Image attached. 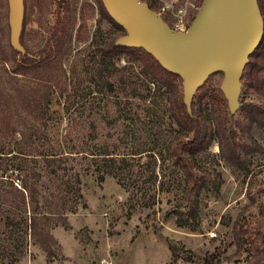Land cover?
Returning a JSON list of instances; mask_svg holds the SVG:
<instances>
[{
    "label": "rangeland",
    "instance_id": "obj_1",
    "mask_svg": "<svg viewBox=\"0 0 264 264\" xmlns=\"http://www.w3.org/2000/svg\"><path fill=\"white\" fill-rule=\"evenodd\" d=\"M70 1L77 20L63 65L67 71L68 92L65 96L56 94L52 97L53 104H49V111H44L43 124L30 107L29 100L37 92L39 78L49 79L57 73L52 67L32 73L30 78L13 74L15 59L21 61L22 58L14 53L10 42L8 0H0V102L4 104L0 106V149L28 154L26 172L30 171L37 178L40 170L46 187L51 183L45 165L34 157L38 148L46 152L56 144L54 140L48 145V139L59 136L62 140L63 137L65 145L61 149L70 147L87 154L136 150L143 151V154L127 158V162L118 161L124 165L125 175L120 178L105 175L104 180L100 179L102 171H97L101 162L82 156L72 159L82 175L86 207L80 204L75 213L68 214V229L59 223L58 217H53L49 227L59 246L54 247L51 259L41 245H31L30 254L18 264H245L248 253H236L232 230L239 215L244 213L254 232L264 207V196L260 194L264 187V129L260 126L252 129L254 138L263 149V152L250 156L251 169L262 170L260 174H254L253 199L247 194L251 173L236 170L222 159L215 142L199 158L200 164L210 172L214 186L201 193L199 228L192 231L180 227L179 211L186 210L183 202L185 178L167 151L177 130L167 98L158 95L152 103L130 99L129 108L121 112L115 103L116 93L104 87L103 66L97 53V45L106 43L114 35V28L101 18L97 10L94 17L87 20L88 41L79 43L77 34L82 10L86 3L94 0ZM155 1L164 6L173 2L180 5L186 0ZM59 16H64L63 10L53 0L25 1L23 40L31 57L42 58L39 52L51 38ZM115 65L114 68L119 70L126 66L127 70L123 69V72L133 73L125 58ZM104 75L110 76L108 71H104ZM223 78V73L213 74L208 86L220 85ZM260 78L264 88V71ZM114 79L110 77L111 81ZM127 88L117 90L120 102H124L132 90V87ZM141 88L139 91L143 90ZM100 89L104 93L99 92ZM258 100L254 91L243 86L240 101ZM230 119L240 136L238 125L244 122L243 113L237 110ZM4 134L10 136L4 138ZM57 150L60 151V147ZM8 159L0 160V174L5 166L15 168L14 164H20V160ZM26 172H21L24 177L17 171L16 176L9 173L4 178L21 184ZM5 185L0 182V189ZM170 245L191 259L174 263Z\"/></svg>",
    "mask_w": 264,
    "mask_h": 264
},
{
    "label": "trees",
    "instance_id": "obj_2",
    "mask_svg": "<svg viewBox=\"0 0 264 264\" xmlns=\"http://www.w3.org/2000/svg\"><path fill=\"white\" fill-rule=\"evenodd\" d=\"M143 1H146L153 10L160 11L161 5L155 0ZM202 1L198 0L199 7ZM258 1L264 17V0ZM53 2L62 8L64 16L58 17L57 26L51 38L40 50L39 55L42 58L30 56L24 44V32H22L21 43L25 47L26 53L12 48L14 53L22 58L21 61L15 59L13 74H22L23 78H30V74L52 67L57 73V76H52L49 79L39 78L37 92L32 94V99L29 100L30 107L35 110L36 116L43 120V124L44 111H49V104H53L52 97L56 94L65 96L68 92L65 82L67 71L63 65L66 47L73 36V29L77 20L70 0H53ZM97 10L101 18L107 20L114 28V35L106 43L97 45V53L103 66L101 67V75H103L104 87L109 88L111 93H116V106L122 110L121 112H125L131 104L130 99L152 103L158 95L165 96L169 103L171 118L174 120L177 130L168 143L167 151L172 162L185 178L183 202L186 205L184 206L186 210L179 211L178 225L192 231H197L199 228L201 193L214 187L210 172L200 164L199 158L208 152L215 142L219 145L222 159L236 170L249 175L251 173L247 194L252 200V189L255 185L254 177L262 171L257 170L256 172L251 169L250 156L256 152H263L262 147L252 134V129L254 126H260L264 129V88L260 78L264 71V37L260 46L250 57V62L242 78L245 89L254 91L259 100L256 102L241 101L239 110L244 115V122L238 125L241 131L239 136L230 122V118L234 114L229 110L227 99L221 90V84L212 88L208 86L207 81L195 96L192 114H190L184 103L180 76L163 68L143 48H131L115 44L116 40L125 34V30L111 18L102 0H94V2L85 4L80 16L81 24L77 34L79 43L88 41L90 30L87 26V20L93 18ZM197 12L198 10L193 13V18ZM86 13H90V15ZM163 18L167 23H171L169 17L164 16ZM123 58L126 59L127 65L132 67L133 73L123 72L127 70L126 66L123 67L124 70L114 68L117 61H121ZM135 67L138 68L137 72H135ZM104 71H108L110 76H105ZM115 71L118 74L115 75ZM110 77L115 79L111 81ZM140 83L142 85H139ZM141 86L143 90L139 91L142 89ZM127 87H132V90L123 100L124 102H120L121 97L117 90H128ZM98 91L104 93L102 89ZM2 103L0 102V106L4 105ZM123 104L124 106H122ZM3 136L7 138L10 135L4 134ZM39 138H41L40 134ZM54 140L56 144L50 146L48 151L43 152L41 148H38L34 157L36 160L41 159L45 165L51 183L50 187H46L47 185L44 186L42 183L43 174L40 170L37 173L39 175L37 178L31 175L30 171L26 172L28 170L25 169L26 163L29 161L27 160L29 159L28 154L24 152L14 154V151L6 152L0 149L1 161L8 158H10L8 160L13 161L20 160V164H14L15 168L5 166L4 171L0 174V182L6 183L4 189H0V264H18L30 254V246L38 244L41 245L49 259L53 257L54 247L59 246V242L49 227L51 220L53 217H58L59 223L68 229L70 227L68 214L75 213L80 204L86 207L81 187L82 175L76 170V161L72 163V159L82 156V158L92 159L94 162H101V166H97V171H102L100 179L104 180L105 175L119 178L125 175V167L118 161L127 162V158L141 157L143 154L141 150L130 153L102 151L87 154L85 151H77L70 147L68 150L61 149L65 144L63 137L61 140L59 136L53 140L48 139V145ZM57 147H60V151L57 150ZM17 171L20 175H22L21 172H26V178L20 180L21 184L14 183V179L4 178L8 177L5 174L15 175ZM22 177L24 176L22 175ZM43 193H45L44 196ZM260 194L264 196V187L261 188ZM260 215L254 232L251 231V226L244 218V213L239 215L233 226L232 245L236 247V253L240 255L248 253L245 264H264V207ZM169 248L174 263L180 259H191L181 254L177 247L170 245Z\"/></svg>",
    "mask_w": 264,
    "mask_h": 264
},
{
    "label": "water",
    "instance_id": "obj_3",
    "mask_svg": "<svg viewBox=\"0 0 264 264\" xmlns=\"http://www.w3.org/2000/svg\"><path fill=\"white\" fill-rule=\"evenodd\" d=\"M59 1V0H57ZM111 18L125 30L115 44L143 48L167 71L182 79L184 103L192 114L199 89L223 73L221 90L229 110L241 107L242 78L250 57L264 37V17L258 0H203L187 33L172 29L143 0H102ZM10 42L22 53L25 0H8Z\"/></svg>",
    "mask_w": 264,
    "mask_h": 264
},
{
    "label": "built area",
    "instance_id": "obj_4",
    "mask_svg": "<svg viewBox=\"0 0 264 264\" xmlns=\"http://www.w3.org/2000/svg\"><path fill=\"white\" fill-rule=\"evenodd\" d=\"M178 3V2H177ZM176 3H166L164 6L161 4L160 11H157L162 17L167 16L170 20V26L173 30L187 33L193 21V13L199 10L198 0H186L180 5Z\"/></svg>",
    "mask_w": 264,
    "mask_h": 264
}]
</instances>
